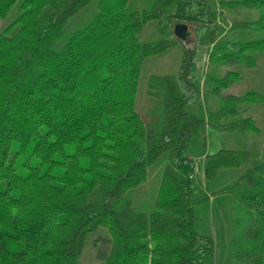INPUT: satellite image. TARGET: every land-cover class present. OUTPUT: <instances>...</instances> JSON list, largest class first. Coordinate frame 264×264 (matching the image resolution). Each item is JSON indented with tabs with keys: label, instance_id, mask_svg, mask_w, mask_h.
Instances as JSON below:
<instances>
[{
	"label": "trees",
	"instance_id": "1",
	"mask_svg": "<svg viewBox=\"0 0 264 264\" xmlns=\"http://www.w3.org/2000/svg\"><path fill=\"white\" fill-rule=\"evenodd\" d=\"M128 4L0 0V20L15 10L0 29V264H80L99 227L109 239L103 264H201L213 253V240L194 228V206L209 195L194 196V161L185 154L203 125L185 109L201 95L196 49L206 47L204 87L217 101L208 124L259 136L247 113L264 104V92L226 91L264 54V0ZM151 21L162 38L142 43ZM178 22L195 39L182 43L176 74L149 75L145 94L156 109L142 120V61L178 42ZM203 162L207 180L239 171L212 194L234 201L230 258L264 264V151L219 148ZM154 165L161 174L152 208L135 210L130 192Z\"/></svg>",
	"mask_w": 264,
	"mask_h": 264
},
{
	"label": "rangeland",
	"instance_id": "2",
	"mask_svg": "<svg viewBox=\"0 0 264 264\" xmlns=\"http://www.w3.org/2000/svg\"><path fill=\"white\" fill-rule=\"evenodd\" d=\"M154 0H129V9L148 7ZM212 1V0H209ZM84 13L92 12L91 7ZM15 16V10L0 20V29ZM239 16V15H238ZM232 15H227V21H231ZM82 18L81 20H83ZM175 24V23H174ZM191 31L192 27L190 26ZM142 43L159 41L162 38L155 22L146 23L138 34ZM195 36L191 33L185 40L190 44ZM191 42V41H190ZM184 43V42H183ZM182 43L176 42L164 52L157 55H150L143 59L140 69V77L137 85L135 105L142 120L147 115L155 112L148 102L145 94L147 79L151 74H176L181 59ZM206 47L199 45L196 49V61L200 71L198 85L200 87V98L190 105L186 110L203 120V125L199 126L192 133L185 154L194 161V184L195 195L209 197L194 206V228L200 234L208 235L214 244L213 253L203 257L201 264H242L230 258L229 239L232 234V218L234 216L232 197L228 195L212 194L219 187L229 183L238 170H222L218 175L207 180L203 174V159L206 154L217 151L219 148H246L256 149L259 153L264 151V104H254L249 106L248 115L253 118L260 129L259 136L251 134H220L216 129L208 124L207 115L210 110L216 107L215 97L208 96L204 87V74L207 66ZM256 65L251 68H241V79L232 85L226 92L242 94L249 90L264 92V54L257 53ZM148 113V114H147ZM161 170L159 166H152L148 170L146 181L130 192L132 206L138 211H149L152 208L157 187L160 182ZM109 249V239L105 228L99 227L94 232L88 234L79 257L80 264H103L105 255Z\"/></svg>",
	"mask_w": 264,
	"mask_h": 264
},
{
	"label": "water",
	"instance_id": "3",
	"mask_svg": "<svg viewBox=\"0 0 264 264\" xmlns=\"http://www.w3.org/2000/svg\"><path fill=\"white\" fill-rule=\"evenodd\" d=\"M191 32L190 26L186 23L178 22L172 25V35L174 39L180 43L185 42V40L190 36Z\"/></svg>",
	"mask_w": 264,
	"mask_h": 264
}]
</instances>
